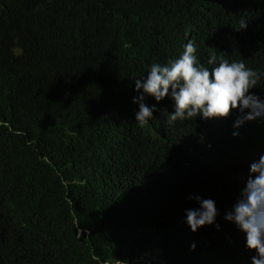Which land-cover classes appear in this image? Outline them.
I'll list each match as a JSON object with an SVG mask.
<instances>
[{"label": "trees", "instance_id": "16d2710c", "mask_svg": "<svg viewBox=\"0 0 264 264\" xmlns=\"http://www.w3.org/2000/svg\"><path fill=\"white\" fill-rule=\"evenodd\" d=\"M189 41L209 70L215 56L259 72L264 100V0H0V264H251L224 217L264 122L169 124L170 97L134 121L135 79ZM195 196L219 214L194 233Z\"/></svg>", "mask_w": 264, "mask_h": 264}, {"label": "clouds", "instance_id": "9594fccd", "mask_svg": "<svg viewBox=\"0 0 264 264\" xmlns=\"http://www.w3.org/2000/svg\"><path fill=\"white\" fill-rule=\"evenodd\" d=\"M246 26L247 22H243L241 30ZM195 52L194 44L189 41L179 58L166 64L153 63L145 76L135 79V91L139 95L133 98V103L139 107L134 121L138 126L148 124L157 110L144 103L145 97H153L157 103L168 97L174 101L169 124L194 117L227 119L234 110L242 114L233 124L236 129L246 121L264 122V100L251 92L261 74L242 61L225 59L217 62L215 56L207 63L217 66L209 70L197 63ZM232 135L237 137L240 133L234 131ZM189 199H195L199 204L198 209L186 210V223L192 232L215 223L219 214L215 201L199 196ZM224 218L245 235L246 249L255 253L251 264H264V154L251 163L245 186Z\"/></svg>", "mask_w": 264, "mask_h": 264}, {"label": "rangeland", "instance_id": "374dc122", "mask_svg": "<svg viewBox=\"0 0 264 264\" xmlns=\"http://www.w3.org/2000/svg\"><path fill=\"white\" fill-rule=\"evenodd\" d=\"M158 253L159 252L157 250L151 251L148 254H146V256L142 260L146 262H153L155 261V258L157 257Z\"/></svg>", "mask_w": 264, "mask_h": 264}]
</instances>
